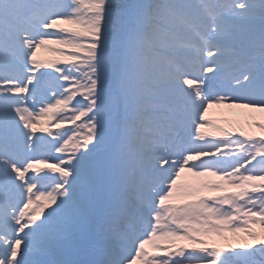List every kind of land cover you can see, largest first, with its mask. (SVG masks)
<instances>
[{"label": "snow or ice", "instance_id": "6c2138e0", "mask_svg": "<svg viewBox=\"0 0 264 264\" xmlns=\"http://www.w3.org/2000/svg\"><path fill=\"white\" fill-rule=\"evenodd\" d=\"M222 104L264 113V0H0V264H264V135Z\"/></svg>", "mask_w": 264, "mask_h": 264}, {"label": "rangeland", "instance_id": "374dc122", "mask_svg": "<svg viewBox=\"0 0 264 264\" xmlns=\"http://www.w3.org/2000/svg\"><path fill=\"white\" fill-rule=\"evenodd\" d=\"M52 47H59L57 45H52ZM57 53L49 52L42 49L38 53V59L48 60V59H59ZM208 119L212 122L213 125L218 126L220 128H225L233 134H238L243 131L250 135H255L257 137L264 135V129L257 127L256 125L264 124V113H253L249 110L230 107L227 104H222L219 107H213L209 109ZM44 124L42 122L41 125H38V130L40 127H43ZM207 131H215L214 128L206 129ZM217 135H220L219 133ZM41 167H44L41 165ZM207 179L212 180L215 178L206 177V178H196L191 176L190 173H184L182 177V182L195 186L200 180ZM228 191H235V189L229 188ZM203 195H221L222 193H213L209 191H204ZM177 203H182L183 201H176ZM47 211V209H45ZM257 231H260L259 226H254ZM202 239L206 241L207 246L212 247H226L244 243L248 240V237H245L243 233L233 234L227 231H223L221 233H211L206 236H202ZM180 243L190 244L189 241H181ZM203 245H195V247H202ZM147 250L155 255L156 250L152 245L146 246ZM139 264V262H138Z\"/></svg>", "mask_w": 264, "mask_h": 264}]
</instances>
